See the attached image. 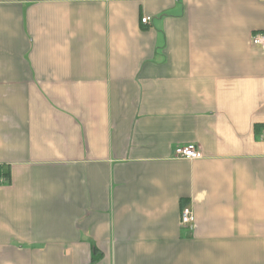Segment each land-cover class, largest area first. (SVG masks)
Wrapping results in <instances>:
<instances>
[{
	"label": "crops",
	"instance_id": "1",
	"mask_svg": "<svg viewBox=\"0 0 264 264\" xmlns=\"http://www.w3.org/2000/svg\"><path fill=\"white\" fill-rule=\"evenodd\" d=\"M254 33L264 0H0V264H264Z\"/></svg>",
	"mask_w": 264,
	"mask_h": 264
},
{
	"label": "built area",
	"instance_id": "2",
	"mask_svg": "<svg viewBox=\"0 0 264 264\" xmlns=\"http://www.w3.org/2000/svg\"><path fill=\"white\" fill-rule=\"evenodd\" d=\"M147 19V17H143L141 18V21L146 22ZM250 42L254 46L264 48V33H254L250 38ZM173 151L175 157H182L186 159H201L204 157L203 151L200 149V147L194 144L176 146ZM194 220L195 217L192 209L189 206L184 205L180 209L181 224L192 226L194 224Z\"/></svg>",
	"mask_w": 264,
	"mask_h": 264
},
{
	"label": "trees",
	"instance_id": "3",
	"mask_svg": "<svg viewBox=\"0 0 264 264\" xmlns=\"http://www.w3.org/2000/svg\"><path fill=\"white\" fill-rule=\"evenodd\" d=\"M0 178H2V179H0V183H2L4 179H5L4 182H8L9 174L7 172H1L0 171Z\"/></svg>",
	"mask_w": 264,
	"mask_h": 264
}]
</instances>
